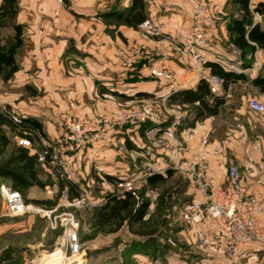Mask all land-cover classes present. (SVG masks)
<instances>
[{
	"label": "crops",
	"instance_id": "crops-1",
	"mask_svg": "<svg viewBox=\"0 0 264 264\" xmlns=\"http://www.w3.org/2000/svg\"><path fill=\"white\" fill-rule=\"evenodd\" d=\"M143 2L145 20L152 22L160 35L171 34L178 38L180 28L191 22L192 13L182 0ZM203 2L209 11L207 31L213 44L202 52L203 57L207 62L218 59L224 70L241 74L244 79L229 83L226 88L222 83L215 95L224 100L217 115L197 122L192 128H177L178 122L174 129L179 137L175 141L181 145L183 157L197 152L205 159L215 188H225L227 162L234 158L239 165L241 183L256 199L258 223L264 228V113H255L248 105L251 98L264 102V93L251 83L257 76H264V49L257 48L252 59L249 56L241 59L238 49L229 43L226 31L231 19L240 15L236 7L231 0ZM259 3L264 4V0H249L250 10ZM131 4L132 0H18L14 22L22 26V56L19 58L18 52L16 61L19 69L8 83L13 80L28 93L24 100H28L30 106L19 110H25L26 116L37 119L48 139L62 137L61 123L66 116L79 118L92 126L99 119L116 116L124 104L132 105L141 100L135 97L137 93H147L154 96L153 99L158 97L161 100L177 88H194L201 78L211 77L203 66L193 68L187 54L184 59L176 58L172 51L175 46L165 40L163 43L168 47V54H162V60L173 69L178 86L151 76L143 62L129 70L121 65L119 51L144 43V36L139 32L140 24L132 27L112 16L113 12L128 10ZM229 9L235 12L229 14ZM257 16L264 14H253V24L259 23L264 30V24L258 21ZM160 42L158 38L148 39L151 47L158 50ZM111 92L116 95H111ZM13 97L3 100L12 105L18 100ZM183 114L180 120L185 118L186 114ZM150 132L161 135L157 129ZM114 135L110 131L103 140L86 150L88 158L96 161L94 168L103 170L104 176L113 175ZM134 135L141 139L138 132ZM167 145H159L156 150L157 157L152 160L156 169L170 165L166 163L170 160ZM125 149L127 151L128 148L125 146ZM206 231L204 244L196 245L200 254L196 261L190 263L264 262V250L255 243L245 244L239 257L226 259L222 253L224 236L210 220L206 223ZM187 238L196 244L194 229L189 230L188 227ZM181 264H186L185 260Z\"/></svg>",
	"mask_w": 264,
	"mask_h": 264
},
{
	"label": "rangeland",
	"instance_id": "rangeland-1",
	"mask_svg": "<svg viewBox=\"0 0 264 264\" xmlns=\"http://www.w3.org/2000/svg\"><path fill=\"white\" fill-rule=\"evenodd\" d=\"M229 14H233L235 10H228ZM258 17V16H257ZM259 22L264 24V16H260ZM142 35V32L139 30ZM154 36L142 35L144 43L136 47L122 50L129 57L134 56L132 53L137 48H141L145 53V58L137 60L131 67L124 65L118 52V57L125 68H133L136 64L143 62L144 66L149 65L164 57L162 54H168V47L163 41H166V34H159L156 28ZM13 35L12 20L7 19L0 26V38L5 39ZM168 35V34H167ZM156 36V37H155ZM159 39L160 49L151 47L148 43L151 39ZM163 43V44H162ZM152 48L154 49L152 51ZM21 49V48H20ZM173 53L180 54L184 59L185 52L181 46H177ZM19 58L22 56V50L19 51ZM159 53V54H158ZM161 53V54H160ZM179 58V57H177ZM153 60V61H152ZM167 84H170L164 79H160ZM145 81V79H144ZM11 82V81H10ZM178 86V85H176ZM177 88V87H176ZM180 89V88H178ZM16 96L18 100L12 105H8L3 98ZM29 95L23 91L21 85L12 82L0 81V108L4 111V107L9 106L11 114L15 116H26L25 110L20 111V107L30 106L28 100H24ZM154 97V96H152ZM158 99L149 98L141 99L134 102L132 105L124 104L120 107L116 116L107 118L111 122V126L107 135L111 131L116 137L113 141V158L111 159V172H113V181L108 182L104 178V171H99L94 167L96 161L89 159L86 155V150L83 153L77 154L74 161L70 164L71 181L77 188V197L69 199L67 189H64L58 198L57 204L53 209L47 210L40 206L31 203H26L25 200L31 199H55L58 194V179L67 180L61 177L60 167L56 163L45 164V167L40 163V177L43 182L49 185L39 188L32 186L24 194V202L27 211L23 214H11L7 211L4 198L0 193V250L6 246L7 234L9 232L22 233L25 228L32 225L31 232L26 235L19 243L21 247H25V251L18 257V262L14 264H181L184 260L186 264L196 261L200 251L195 244L187 238L188 226L183 222L182 215L186 206L189 195L190 184H185L184 178L178 173H174L173 177L165 184L160 185L156 189L147 187L146 181L140 178L143 175V170L139 165V154L135 150L125 149V141L129 140L130 144L140 150L149 147L152 150L153 157L148 161L152 163L157 157L156 150L159 145L167 144L173 140H177L178 132L173 131V138L169 139L163 133L157 136L155 132H148L145 138H137L134 133L137 128L128 124L121 123L120 118L124 112L136 108L141 102H153ZM20 101V102H19ZM22 101V103H21ZM120 104V103H119ZM167 107H170L167 102ZM23 109V108H22ZM185 109L180 108V114H186ZM24 113V114H22ZM183 114V115H184ZM28 117V116H26ZM75 118V117H72ZM32 134L31 145L29 152H33L39 156H44V146L56 148V141L59 139H48L47 135ZM20 136H13V141L16 145ZM126 151V152H125ZM137 153V155H136ZM10 152L0 157V161L9 159ZM53 157H56L59 162L60 156L57 149L54 151ZM170 161V160H169ZM166 160L167 164H170ZM64 162V160H63ZM153 164V163H152ZM97 172L100 175H97ZM118 179L124 182L136 180L132 184L135 199L137 202L147 199L149 207L144 218V225H135L130 221V214L134 212L133 207L127 212L115 211L121 221L103 224L101 218L97 216V212L102 214L108 212L103 210V206L108 198L120 190L118 187ZM67 182V181H66ZM2 185L0 184V188ZM185 186V187H184ZM144 190V194L142 192ZM108 196V197H109ZM75 227L77 241L79 244V252L71 254L67 247L65 230L69 227ZM27 230V229H26ZM21 235V234H20ZM19 236V235H18ZM156 238L158 242L163 243L169 252L161 255L160 261H150L147 258H142L139 254L138 258L134 255L129 258L124 255L125 246L132 240L143 241L151 237ZM160 251H157V254ZM162 254V253H161ZM44 261V262H42Z\"/></svg>",
	"mask_w": 264,
	"mask_h": 264
},
{
	"label": "built area",
	"instance_id": "built-area-1",
	"mask_svg": "<svg viewBox=\"0 0 264 264\" xmlns=\"http://www.w3.org/2000/svg\"><path fill=\"white\" fill-rule=\"evenodd\" d=\"M192 13L191 22L180 28L179 37L166 34V41L172 43L175 48L181 46L185 54L189 56L190 64L193 68L199 69L207 61L202 52L212 47L209 38L207 25L209 24V11L203 0H182ZM139 30L147 36H154L156 28L149 20H145L139 25ZM154 49L152 48V51ZM134 56L129 57L126 52H120L119 57L124 65L131 67L137 60L145 58L147 51L137 48L132 52ZM159 54V53H158ZM184 54V55H185ZM175 57H181L178 53ZM218 59L215 63L220 64ZM153 61V60H152ZM220 62V63H219ZM221 65V64H220ZM233 69L232 67H230ZM149 74L155 78L164 79L172 86L177 85V78L173 69L165 65L164 61L159 59L152 62L149 67ZM212 95L219 93L223 80L218 76H211L205 79ZM178 89V88H177ZM166 98L161 101L141 102L136 108L124 112L121 115V123L128 124L137 128L144 122L161 123L167 115L173 116V122L162 133L169 139L173 138L175 125L179 122L181 114L180 105L167 107ZM249 108L255 113H264V102L256 98H251L248 102ZM4 112L16 124H21L22 117L11 114L10 110L4 107ZM62 137L56 141V148L44 146V156H39L38 160L45 167V164L56 163L60 167L61 177L66 181H71L70 164L74 161L79 152L88 150L95 143L103 140L111 126L107 119H99L92 126H88L79 118L70 116L62 120ZM150 130H148L149 132ZM18 144L30 148L31 141L26 137H20ZM167 148L170 152V165L168 168L156 169L153 162L148 160L153 157L152 150L147 147L141 149L138 155L139 165L143 170L140 178L146 181L148 176L153 174H163L167 169L180 174L190 184V194L192 203L185 206L182 219L189 230H195V245H203L206 239V223L210 220L214 226L224 236L222 247L223 256L226 259H235L240 256L242 248L247 243H255L264 250V228L258 223V216L255 212V197L250 194L241 183L239 165L234 158H229L226 169V186L219 189L212 185L209 176V166L204 158L197 152L188 156L181 155V145L175 140L168 143ZM60 156L59 162L53 157L54 151ZM34 154V151L31 152ZM64 160V162H63ZM137 182L131 180L124 182L121 179L118 182L120 190L111 197L122 199L127 193L134 194L132 184ZM0 193L4 198L7 211L11 214H23L27 207L21 194L12 190L6 185H2ZM67 247L71 254L79 252L75 227H69L65 230ZM261 264H264L262 262Z\"/></svg>",
	"mask_w": 264,
	"mask_h": 264
},
{
	"label": "trees",
	"instance_id": "trees-1",
	"mask_svg": "<svg viewBox=\"0 0 264 264\" xmlns=\"http://www.w3.org/2000/svg\"><path fill=\"white\" fill-rule=\"evenodd\" d=\"M18 0H2L0 4V26L7 20H12L13 35L11 37L0 38V81L8 82L19 67L16 61V56L23 45L22 39V26L15 24L14 18L17 13ZM239 12V17L232 18L226 27L229 43L240 52L241 59L252 55L257 48L264 49V30L261 29L259 23L253 24V14H264V4L259 3L257 6L250 10L249 0H231ZM143 0H132V4L128 10L121 12H113L114 19L121 20L124 24L137 27L141 24L146 16L143 12ZM245 66V63L243 64ZM203 68L208 69L211 76H218L223 80V87L229 83L237 80H242L244 77L241 74H236L231 71H226L222 66L215 62H206ZM252 85L256 87L261 93H264V76H257L251 81ZM111 95H116L111 92ZM135 97L140 99L153 98L152 95L147 93H137ZM166 102L169 106L180 105L185 109L186 116L180 120L176 127L192 128L197 122L203 121L206 118L218 114L219 107L223 104L222 98H217L210 92L208 82L201 78L194 88L178 89L166 97ZM6 109H10L6 106ZM173 118L167 115L165 120L161 123L155 124L151 122H144L137 128L138 135L141 139L145 138L148 130L157 129V133L161 134L172 122ZM32 134L45 136L41 123L32 117H22L21 124H16L12 119L0 108V157L10 152L9 159L0 161V184H5L12 190L17 191L24 198V194L32 187L37 186L43 188L49 185L43 182L40 177V163L37 154H31L29 149L21 145H16L12 140L13 136L26 137L31 141ZM125 146L130 150L140 152L139 148L130 144L126 139ZM174 175V172L167 169L163 174H153L146 178L147 187L156 189L162 184H165ZM104 178L108 182L113 181L112 176L105 175ZM120 179H118L119 182ZM185 184H189L184 179ZM58 194L55 199H31L25 200L26 203H31L40 206L47 210L53 209L60 197L62 191L67 189L69 199L77 197V186L72 182L58 179ZM185 187V186H184ZM144 194V190L142 195ZM109 196V195H108ZM108 198L103 206V210L107 209L108 212H97V216L101 218L103 224L121 221L119 215L115 211L127 212L133 207L134 212L130 214V221L135 225H144V218L146 211L149 207V201L143 199L137 202L134 194L127 193L124 198L117 199L115 197ZM192 203V196L187 198L186 206ZM27 229V230H26ZM32 225L25 228V232L16 233L9 232L7 234L6 246L0 250V264H14L18 262V257L25 251V247H21V241L26 235L31 232ZM21 234V235H20ZM19 235V236H18ZM30 235V234H29ZM166 245V244H165ZM163 243L157 241L156 238L149 237L143 241L132 240L125 246L124 255L131 258L133 255H143L150 261H160L161 255L169 252L164 249ZM157 251L160 253L157 254ZM162 253V254H161ZM166 253V254H167ZM136 257V256H135Z\"/></svg>",
	"mask_w": 264,
	"mask_h": 264
},
{
	"label": "bare ground",
	"instance_id": "bare-ground-1",
	"mask_svg": "<svg viewBox=\"0 0 264 264\" xmlns=\"http://www.w3.org/2000/svg\"><path fill=\"white\" fill-rule=\"evenodd\" d=\"M42 262H44V261H42Z\"/></svg>",
	"mask_w": 264,
	"mask_h": 264
}]
</instances>
